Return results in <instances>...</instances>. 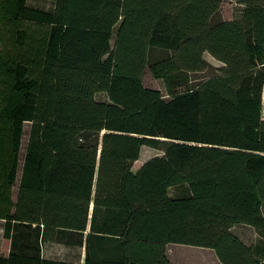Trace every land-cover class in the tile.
<instances>
[{"label":"trees","instance_id":"trees-1","mask_svg":"<svg viewBox=\"0 0 264 264\" xmlns=\"http://www.w3.org/2000/svg\"><path fill=\"white\" fill-rule=\"evenodd\" d=\"M28 1L0 0V264H264V0Z\"/></svg>","mask_w":264,"mask_h":264},{"label":"rangeland","instance_id":"rangeland-1","mask_svg":"<svg viewBox=\"0 0 264 264\" xmlns=\"http://www.w3.org/2000/svg\"><path fill=\"white\" fill-rule=\"evenodd\" d=\"M29 5L38 8L43 9L46 11L52 10L53 4L50 1L47 0H29ZM241 7L231 1V0H224L222 4L221 11L219 13L218 18L223 20H231L238 18L240 16ZM114 40L112 43H114ZM205 60L212 65L214 68L221 67L222 64L218 62L216 59H214L210 54H205ZM213 70L208 71L204 74H197L193 75V82L201 81L204 77L212 73ZM143 83L145 87L159 90L165 94V87L164 83L160 80H156L151 75L149 68L146 69L143 77ZM97 100L106 102L108 101V98L105 94H98L96 96ZM167 98V97H166ZM263 106H264V97H263ZM263 119H264V109H263ZM28 132H29V126L26 125V135L24 137L23 147H22V153H21V163L23 164L24 154H25V148L27 145L28 140ZM161 155V152L144 147L142 149L141 157L138 163L135 165L134 170H137L143 163L148 161L149 159ZM141 164V165H140ZM140 165V166H139ZM17 189L15 187L14 194L16 196ZM264 212V207H263ZM254 230V229H253ZM234 231V230H233ZM236 234H240L243 240L248 245H253L254 240V233H248V231H243V227H237L234 231ZM258 242V239H256ZM2 238V223H0V243L2 246L3 253L5 252V242ZM45 255L50 258H56V259H66L68 257L76 258L80 257V253L77 251L73 253L71 250L64 248L62 245H49L45 250ZM168 255L172 262V264H221L215 255L214 251L210 249H203V248H197V247H190V246H180V245H174L168 248Z\"/></svg>","mask_w":264,"mask_h":264},{"label":"crops","instance_id":"crops-1","mask_svg":"<svg viewBox=\"0 0 264 264\" xmlns=\"http://www.w3.org/2000/svg\"><path fill=\"white\" fill-rule=\"evenodd\" d=\"M138 163V162H137ZM136 163V164H137ZM141 165V164H140ZM139 165V166H140ZM135 168V167H134ZM238 227H243V231H248V233H251V232H253L254 233V240L255 241H253V245L254 246H256V244H257V240L256 239H258V237H257V234H256V232L252 229V228H250V227H247V226H238ZM237 227H235L234 228V231H235V229H236ZM239 236H240V238L243 240V238L241 237V235L240 234H238ZM244 241V240H243ZM6 242V244H5V246H6V250H5V252H4V254H6V255H8V253H9V248H10V243H9V241H5ZM245 242V241H244ZM49 245H55V244H45L44 245V247H43V255H44V257L45 258H47V259H54V260H66V261H71V262H80V263H83L84 262V257H85V252H84V250H75V249H72V248H68V247H65V246H63L64 248H66V249H68L69 251L71 250L73 253H75V252H79L80 253V257H76V258H72V257H68V258H66V259H56V258H50V257H47L46 255H45V250H46V248L49 246ZM59 245V244H58ZM171 246H174V245H169L168 246V248H170ZM260 246L261 247H264V245L263 244H260ZM2 247V246H1ZM3 252V251H2ZM171 261V260H170ZM172 263V262H171Z\"/></svg>","mask_w":264,"mask_h":264}]
</instances>
